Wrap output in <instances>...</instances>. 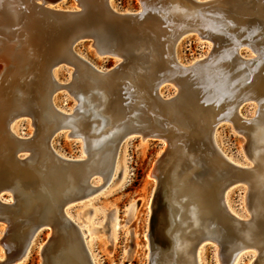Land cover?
<instances>
[{
  "label": "water",
  "instance_id": "obj_1",
  "mask_svg": "<svg viewBox=\"0 0 264 264\" xmlns=\"http://www.w3.org/2000/svg\"><path fill=\"white\" fill-rule=\"evenodd\" d=\"M63 1L65 0H2L0 11L4 13H0V20L6 18L5 13L11 8L17 20L14 21L15 24L11 22L12 26L9 25L7 29L18 35L12 41H32L40 53L51 60L49 71L54 85L52 97L57 91L64 89L76 100L78 105L72 114H64L52 105L58 113L65 117L76 115L82 96L90 95L74 88L76 82L80 81L77 77L82 68L88 69L96 76V93L93 95L101 98L100 109L107 110V116L119 109L125 112V115L120 114L123 117H112L110 123H105L104 116L96 113H85L81 117L85 122L83 135L91 138L99 136V144L111 147L112 163L103 176L95 171L91 162L85 163L89 159L88 154L81 159H66L52 149V138L62 130L70 132V136L80 138L84 146V138L77 136L73 128L68 124L59 123L50 130L46 139L47 146L56 159L70 165L72 174L70 196H73L66 199L65 210L72 202L86 197L82 196L84 189L88 195L97 190L91 185L92 177L101 176L104 183L112 179L119 148L131 136L138 135L141 138L165 142L166 147L159 160L161 164L169 153L173 140L180 134L178 128L186 126L191 131L190 138L195 146L203 151L219 152L215 133L219 125L228 123L238 134L244 136L246 142L243 148L247 155L249 138L248 134L242 131L240 124L250 123L253 116H243L240 107L245 103L255 102L237 98L240 85L235 86L232 73L236 72L234 66L241 63L239 73L245 77L246 85L264 90V0H138L140 8L133 12L114 9L111 0H73L71 8H55ZM44 15H50L52 20L47 21ZM188 35L197 36L200 40L208 42L211 47L204 57L183 65L176 58V47L180 40ZM85 41L91 42L97 55L115 58L116 64L107 70H100L85 60L74 50L78 43ZM61 44L67 47L66 52L60 51ZM243 49L248 50L250 54L242 55ZM5 55L6 53H2L0 56V71L9 66ZM62 65L71 66L74 70L72 79L66 84L56 82L53 76L54 69ZM167 85L174 87V94H162L161 89ZM141 87L145 95L147 93V101L157 103L160 108L154 116L156 120H145L148 130L144 133L133 129L131 120L135 116L133 112H128L133 102L139 98ZM235 98L237 102L235 101L234 115L229 116V108L224 107V103L232 102ZM101 104L105 106L102 108ZM21 117L31 118L35 128L34 135L18 137L11 132V127L9 132L17 141L30 145L37 137V127L30 114H19L11 120L10 125ZM30 154L27 150L20 151L16 153L15 159L23 164L29 160ZM222 159L223 167L213 169L208 167L202 158L197 161L201 168L196 175L203 193L220 194L232 186L242 185L246 194V189H249L248 176L253 173L254 165H238L224 155ZM4 192L10 193L3 191L0 186V197ZM10 195L12 196L11 193ZM72 199L75 200L71 201ZM69 201L71 202L67 204ZM13 202V196L12 202H3L0 198V206L6 209H9ZM248 212V218L234 214L232 218L243 225L264 222L262 214L255 218V214L249 209ZM62 217L78 232L83 245V257L87 264H92L90 251L78 226L65 212H62ZM152 218L153 215L151 222ZM0 222L5 224L2 244L6 254V260L0 261V264H11L18 257L25 255L36 235L48 228L50 237L41 249L42 264H45V251L49 253L47 247H54L64 232L62 225L54 220L45 218L33 221L28 235L25 234L20 244L14 247L13 240L9 237L16 232L15 226L4 220ZM64 226L67 227L66 224ZM152 233L150 225L148 264H157L154 250L158 244ZM230 234V227L221 231L224 241H227ZM208 240L216 242L220 252L223 251L222 244L212 239L205 241ZM259 258L260 253L256 252L252 264H258Z\"/></svg>",
  "mask_w": 264,
  "mask_h": 264
},
{
  "label": "bare ground",
  "instance_id": "obj_2",
  "mask_svg": "<svg viewBox=\"0 0 264 264\" xmlns=\"http://www.w3.org/2000/svg\"><path fill=\"white\" fill-rule=\"evenodd\" d=\"M10 11L5 13L6 18L0 20V56L6 53L5 59L9 65L0 71V186L3 191L7 190L12 194L14 202L9 209L0 206V220L11 222L15 226L16 232L9 237L13 240L14 247L20 244L25 234L28 235L33 221L48 218L59 222L65 230L62 228L64 232L54 247H47L49 253L45 251V264H87L78 232L62 217V212L68 216L64 208L65 202L73 196H70V165L55 158L47 146L46 139L53 127L59 123L68 124L77 136L80 135L79 137L85 140L83 149L85 154L89 155L85 163L91 162L95 171L103 176L112 163L111 147L99 144V136L91 138L83 135L85 122L81 117L85 113H96L104 116L105 123H110L112 117L116 119L125 115V112L119 109L110 112L109 117L107 110L100 109L99 103L102 100L93 95L96 93V76L84 68L80 69L77 77L80 81L76 82L74 88L90 95L82 96L79 112L65 117L54 110V85L49 71L51 60L40 53L32 41H12L18 35L10 32L7 27L11 22H16L17 18L11 8ZM43 17L47 21L52 20L50 15ZM10 19L13 20L9 21ZM61 45L60 51L66 52L67 47ZM241 67V63L236 64L233 68L236 72L232 73L235 86L240 85L237 98L255 102L252 121L240 124L242 131L247 133L249 138L246 157L255 167L253 173L248 176L249 189H246L245 206L247 211L249 209L255 214V218H258L260 214L264 217V90L246 85L245 77L239 73ZM147 98V93L145 95L142 89L132 108H128V112H133L135 116L131 120L133 129L143 133L148 130L145 120H156L154 116L160 109L157 103L147 101ZM237 98L224 103V107L229 108V116L234 115ZM104 106L105 104L101 107ZM22 113L30 114L37 127V137L30 145L17 141L9 132L11 120ZM178 129L180 134L173 140L169 153L161 163V173L157 169L159 167H154L151 171L158 183V199L152 204L151 222L152 234L158 244L154 250L157 264H199V249L207 239L222 244L221 264H238L247 250H253L254 256L256 252L260 253L258 264H264V222L247 225L238 223L232 218L233 210L231 211L226 201L228 189L220 194L209 195L203 193L202 185L197 180L196 172L201 168L197 161L202 158L208 167L221 168L224 164V154L220 149L219 152L203 151L195 146L190 138L191 131L186 126ZM24 150L30 151L31 154L29 160L22 164L15 159V155ZM87 195L88 192L84 189L82 196ZM73 200L75 199L71 201ZM227 227H230L231 234L227 241H224L221 231ZM25 255L18 257L16 261Z\"/></svg>",
  "mask_w": 264,
  "mask_h": 264
},
{
  "label": "rangeland",
  "instance_id": "obj_3",
  "mask_svg": "<svg viewBox=\"0 0 264 264\" xmlns=\"http://www.w3.org/2000/svg\"><path fill=\"white\" fill-rule=\"evenodd\" d=\"M73 0H65L55 8H71ZM114 9L121 12L138 11V0H111ZM210 44L195 35H188L178 43L176 58L182 64H190L210 51ZM74 50L85 60L100 70H107L117 62L115 58L96 54L91 42L78 43ZM242 55L248 56L246 49ZM71 66H58L53 71L56 82L66 84L72 79ZM174 87L163 86L164 96L174 94ZM52 105L64 114H72L76 100L64 89L52 97ZM255 104L248 102L240 107V113L252 117ZM11 132L18 137H31L35 133L32 120L21 117L11 124ZM215 142L221 152L234 162L250 164L244 152V136L238 134L231 124L222 123L216 130ZM54 152L66 159L85 158L83 141L70 136L62 130L51 141ZM166 143L152 138L143 139L138 135L126 139L119 148L114 175L104 183L101 176L91 178V185L96 187L90 195L72 202L66 207L68 217L78 226L84 236L94 264H148L150 252V225L152 204L157 200V178L151 175L154 167L162 171L159 160ZM23 155V154H22ZM159 164V166H158ZM100 175V174H99ZM3 202H12L8 192L2 194ZM226 201L232 214L245 218L248 211L245 206V187L232 186L226 192ZM236 213V214H235ZM5 224L0 222V261L6 260L2 244L5 236ZM50 237V230L45 228L35 237L27 254L13 264H42L41 249ZM220 248L214 241H205L198 253L199 264H221ZM253 250L245 251L238 264H252L255 258Z\"/></svg>",
  "mask_w": 264,
  "mask_h": 264
}]
</instances>
